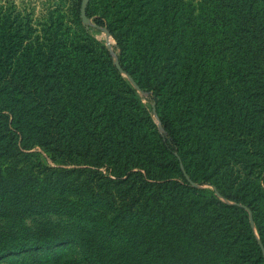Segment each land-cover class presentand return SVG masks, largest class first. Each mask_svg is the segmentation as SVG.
Here are the masks:
<instances>
[{
	"label": "trees",
	"instance_id": "trees-1",
	"mask_svg": "<svg viewBox=\"0 0 264 264\" xmlns=\"http://www.w3.org/2000/svg\"><path fill=\"white\" fill-rule=\"evenodd\" d=\"M86 14L109 30L162 132L84 30L70 37L56 19L31 40L6 14L0 260L264 264V0H90ZM23 39L24 69L8 75ZM99 103L106 124L90 129ZM36 147L87 167H50Z\"/></svg>",
	"mask_w": 264,
	"mask_h": 264
},
{
	"label": "rangeland",
	"instance_id": "rangeland-1",
	"mask_svg": "<svg viewBox=\"0 0 264 264\" xmlns=\"http://www.w3.org/2000/svg\"><path fill=\"white\" fill-rule=\"evenodd\" d=\"M90 1V0H89ZM88 1V3H89ZM198 1V0H196ZM82 0H0V20L2 21L6 14L10 16V19H15L21 22L27 23V25L32 28L33 34L31 36V40H33L36 36H43V28L48 27L54 30V21L56 19L60 20L61 26L64 28L68 36L76 37L81 34L80 29L84 30V33L89 37L93 38L97 45L107 49L110 59L113 64L116 66L115 61L119 64L118 53L119 49L117 44L110 34L109 30L105 26H99L95 22V16H86L89 19V23H85L82 21L81 17L78 20L77 18V9L81 7ZM87 3V4H88ZM87 8V5H86ZM107 30L109 35L105 32ZM87 39V37L85 38ZM80 41V39H75V41ZM19 40V44L13 48L10 54V64L7 66L8 71L6 72L8 75H12L17 72L18 69H24V63L22 62V50L23 45L27 44L28 41ZM88 43V40H86ZM90 43V42H89ZM88 43V44H89ZM74 55V54H72ZM121 67V65L119 64ZM117 68V67H116ZM118 69V68H117ZM120 72V71H119ZM122 79L127 81L131 87L136 90L137 96L139 97L141 103L149 110L151 105L152 110L150 112L154 124L157 126L159 132H162V128L158 119L155 115L154 103L150 102V96L147 92H143L134 87L131 81L128 79L127 74L123 71L120 72ZM8 83L7 79H3L0 81V93L1 89L4 85ZM82 87V86H80ZM74 88L67 84L63 91L68 93L69 91H73ZM155 110V109H154ZM103 113L101 111V103H99L95 109L92 110L91 113V121L84 120L85 124L89 125V128L95 127L96 129H101L103 125L106 124L107 117H97L99 113ZM95 120L97 121L95 123ZM75 127L82 126L81 121L79 119L76 120L74 125ZM112 137L110 134H108ZM41 153L45 158L46 164L50 167H62V168H85L87 165H75L73 162L79 160V156L73 152V154L69 157L70 162L66 164H56L49 159V157L41 150V148L36 147L34 149H30L29 151H36ZM64 163V162H63ZM102 173H104L103 169H99ZM202 188H210L208 185L201 186ZM218 195V194H217ZM221 201H225L221 197H219ZM60 226L65 225V221L61 220L57 222ZM4 260H0V264H4Z\"/></svg>",
	"mask_w": 264,
	"mask_h": 264
},
{
	"label": "water",
	"instance_id": "water-1",
	"mask_svg": "<svg viewBox=\"0 0 264 264\" xmlns=\"http://www.w3.org/2000/svg\"><path fill=\"white\" fill-rule=\"evenodd\" d=\"M89 0H82L81 2V7H80V17L82 19L83 22L85 23H89V19L88 17L86 16V5L88 3ZM105 32L107 33V35H109V32L107 30H105ZM115 64H116V67L118 68V70L120 72H122V68L119 66L118 62L115 61ZM128 79L131 81V83L134 85L135 88L138 89V86L136 85V83L133 81V79L130 77V76H127ZM153 111L155 112V110L153 109ZM250 221L252 222L251 220V215H250Z\"/></svg>",
	"mask_w": 264,
	"mask_h": 264
}]
</instances>
